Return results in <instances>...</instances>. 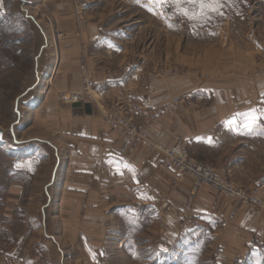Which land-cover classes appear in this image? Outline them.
<instances>
[{
    "label": "crops",
    "instance_id": "1",
    "mask_svg": "<svg viewBox=\"0 0 264 264\" xmlns=\"http://www.w3.org/2000/svg\"><path fill=\"white\" fill-rule=\"evenodd\" d=\"M47 1L54 21L59 0ZM77 30L69 19L57 51L46 57L56 68L44 97L78 86L81 56L93 70L95 96L40 103L35 111L42 109L44 120L25 137L0 126V264H109L125 252H153L155 264H188L189 256L264 264V59L257 30L245 29L249 38L239 46L245 51L236 63L247 70L239 96L196 89L195 97L206 93L211 101L184 100L171 114L161 110L172 96L166 69L145 88L140 74L113 73L98 60L103 20ZM136 96L145 99L131 101ZM110 116H125L126 127L113 128ZM142 132L163 146L180 136L190 155L238 187L259 185L258 205L208 186L194 189L190 175L163 167L161 154L142 145Z\"/></svg>",
    "mask_w": 264,
    "mask_h": 264
},
{
    "label": "rangeland",
    "instance_id": "2",
    "mask_svg": "<svg viewBox=\"0 0 264 264\" xmlns=\"http://www.w3.org/2000/svg\"><path fill=\"white\" fill-rule=\"evenodd\" d=\"M47 2L5 1L4 11L0 10V126L8 133L24 137L34 134L32 124L44 120L42 109L35 111L40 103L47 106L54 100L70 104V91L81 83V64L89 69L94 81L88 60L81 56L78 58V86L59 91L55 98L44 97L46 89L53 84L48 78L54 75L56 68L46 57L57 51L56 39L64 33L69 19L74 30L93 19L104 21L107 31L96 51L98 60L111 72H123L124 76L138 73L142 86L147 88L152 74L166 69L171 78L172 96L161 110L167 114L177 111L184 100L189 105H207L211 95L195 97L192 91L196 89L239 96L242 92L239 83L247 70L236 61L243 60L240 57L245 49L239 46L243 39L249 38L245 29L257 30L255 33L263 46L259 56L264 59V0H164L163 3L158 0H59V17L54 21L50 16L53 8ZM54 24L60 28L58 31L54 30ZM91 95L95 96L94 91ZM139 98L145 99L130 97L131 101L141 100ZM90 100L87 98L80 103ZM140 141L146 149L161 154L155 148L158 143L149 140L146 133H141ZM176 141L183 142L189 158L210 166L197 160L195 154L190 155L187 142L180 136L167 146ZM188 204L190 199L186 203L187 210ZM131 254L112 255L109 264H155L151 261L153 252ZM162 260L159 264H164ZM195 260L189 256L188 264H207ZM250 263L262 264L256 257L251 258Z\"/></svg>",
    "mask_w": 264,
    "mask_h": 264
},
{
    "label": "built area",
    "instance_id": "3",
    "mask_svg": "<svg viewBox=\"0 0 264 264\" xmlns=\"http://www.w3.org/2000/svg\"><path fill=\"white\" fill-rule=\"evenodd\" d=\"M81 83L74 91H70V100L74 103L91 99V91L94 89V81L91 78V72L84 65H80ZM113 128H125L127 121L124 118H108ZM155 148L162 154L161 165L173 172L179 174H189L194 181V189L202 186H208L216 190L218 193L239 199L243 203H251L258 205L256 194L259 185L252 190L246 191L240 189L231 182L226 181L217 174L210 166L196 162L189 158L183 142L176 141L171 146L156 145Z\"/></svg>",
    "mask_w": 264,
    "mask_h": 264
},
{
    "label": "water",
    "instance_id": "4",
    "mask_svg": "<svg viewBox=\"0 0 264 264\" xmlns=\"http://www.w3.org/2000/svg\"><path fill=\"white\" fill-rule=\"evenodd\" d=\"M3 136V130L0 128V140L2 139Z\"/></svg>",
    "mask_w": 264,
    "mask_h": 264
},
{
    "label": "snow or ice",
    "instance_id": "5",
    "mask_svg": "<svg viewBox=\"0 0 264 264\" xmlns=\"http://www.w3.org/2000/svg\"><path fill=\"white\" fill-rule=\"evenodd\" d=\"M158 2H160V3H163V2H164V0H158Z\"/></svg>",
    "mask_w": 264,
    "mask_h": 264
},
{
    "label": "bare ground",
    "instance_id": "6",
    "mask_svg": "<svg viewBox=\"0 0 264 264\" xmlns=\"http://www.w3.org/2000/svg\"><path fill=\"white\" fill-rule=\"evenodd\" d=\"M92 96V95H91Z\"/></svg>",
    "mask_w": 264,
    "mask_h": 264
}]
</instances>
